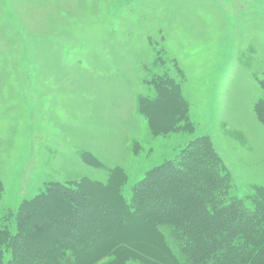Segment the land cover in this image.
Here are the masks:
<instances>
[{"label":"rangeland","instance_id":"1","mask_svg":"<svg viewBox=\"0 0 264 264\" xmlns=\"http://www.w3.org/2000/svg\"><path fill=\"white\" fill-rule=\"evenodd\" d=\"M158 77L179 86L191 130L153 133L160 107L149 118L138 100L159 97ZM263 84L264 0H0V227L14 231L20 205L50 183L130 201L147 172L201 137L230 197L249 202L264 189ZM159 232L150 248L90 261H182L170 229Z\"/></svg>","mask_w":264,"mask_h":264},{"label":"trees","instance_id":"2","mask_svg":"<svg viewBox=\"0 0 264 264\" xmlns=\"http://www.w3.org/2000/svg\"><path fill=\"white\" fill-rule=\"evenodd\" d=\"M151 84L159 97H141L138 106L149 118L160 107L163 119L150 121L153 133L180 131L181 122L191 130L179 86L168 77ZM254 112L264 125V97ZM231 187L207 137L147 172L133 187L130 201L80 184L50 183L20 205L12 219L14 231L0 227V264H92L91 252H118L133 244L139 250V243L150 248L162 239V227L170 229L183 256L181 261L168 251V264H264V189L248 198L249 205L231 198Z\"/></svg>","mask_w":264,"mask_h":264}]
</instances>
